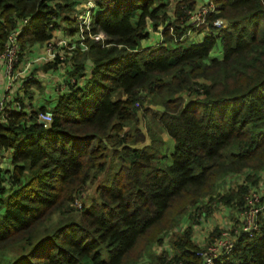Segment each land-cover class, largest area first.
Segmentation results:
<instances>
[{"label": "trees", "instance_id": "trees-1", "mask_svg": "<svg viewBox=\"0 0 264 264\" xmlns=\"http://www.w3.org/2000/svg\"><path fill=\"white\" fill-rule=\"evenodd\" d=\"M79 1L0 0V50L11 30L21 61L59 20L76 33L63 13ZM211 1L208 33L192 41L184 21L205 0H178L173 17L165 0H95L86 49L75 40L41 64L77 81L38 104L37 79L22 80L29 101L15 97L21 107L0 120V252L22 251L0 264H199L222 233L242 229L250 191L261 192L257 229L233 234L213 264H264V0ZM147 17L163 39L141 49ZM218 205L242 213L196 240Z\"/></svg>", "mask_w": 264, "mask_h": 264}, {"label": "built area", "instance_id": "built-area-1", "mask_svg": "<svg viewBox=\"0 0 264 264\" xmlns=\"http://www.w3.org/2000/svg\"><path fill=\"white\" fill-rule=\"evenodd\" d=\"M84 1V0H83ZM85 8L84 12L82 13H75L74 18L77 21V32L78 35L76 40H79V44L82 49H86V45L83 42V38L85 35V30L89 29L90 22H91V16L92 15V9H93V0H85ZM216 5L213 1L207 0L202 4H199L195 9H191L188 11V16L186 17L185 21H187L186 25L189 26H199V25H205L207 27V32L209 30V21L207 20L208 14H211L212 12H216ZM225 19L222 17H215L211 25L215 28H222L225 25ZM83 28H85L83 30ZM79 29V30H78ZM163 29V27H162ZM191 31V29H188L184 34L183 37L186 36ZM161 35V30H159ZM17 30H11L6 38V41L4 43L3 49L0 50V63H1V70L3 73V76L6 79V90H10L12 87V84L18 79V73L16 72L17 67L19 66V44L17 41ZM91 35V34H90ZM102 35V36H101ZM98 38L103 37L104 35L102 33H99L97 35H93ZM52 39L47 40L43 43L42 47H37L34 49L35 56L30 58V61H40L41 63L47 60H52L55 55L58 53L57 49L55 48V43L51 41ZM159 41H162V37H160ZM65 43V41H63ZM75 44V41H72ZM142 48L145 47L144 44H142ZM61 57H63L61 55ZM67 81L70 83H75L77 79L75 77H68L66 74V79L56 85L54 87V93L57 95L59 93L66 92L69 89V85L67 84ZM144 96V92L141 94L139 93V98L134 103L136 107L140 105L139 99ZM9 107L12 108H20V102L19 100L10 99L7 97V95H4L0 97V120L3 119L5 116H7V109ZM37 118L39 121H42V124L44 126H47L49 122L52 119V113L49 110L46 111H39L37 114ZM2 152V148L0 145V154ZM261 193V192H260ZM257 191H250L248 194H246L245 199L247 201L248 207H254L256 210L253 212V215H249V210L247 211L246 215H244V219L242 221V229L236 227L234 232L232 234H226L222 233L220 237L216 238L215 241L211 244H209L205 249H203L200 252V255L202 257V260L199 264H213L214 258L220 254H226L232 246H233V234L239 232L240 230L243 232H249L251 233L253 230L257 229V224L255 223L256 213L259 211L260 206L258 203L261 201V195ZM78 205H81L80 202H78ZM247 207V208H248Z\"/></svg>", "mask_w": 264, "mask_h": 264}, {"label": "crops", "instance_id": "crops-1", "mask_svg": "<svg viewBox=\"0 0 264 264\" xmlns=\"http://www.w3.org/2000/svg\"><path fill=\"white\" fill-rule=\"evenodd\" d=\"M165 1H166V5L164 8V11L170 17H173L174 7L178 0H165ZM74 6L75 4L71 7H73L74 9ZM140 12H141L140 10H137L135 13V16L131 20L134 21L139 16ZM63 15H66V14H63ZM65 23L66 22L64 20L60 21V26L58 28H55L52 32L53 33L52 38H54V35H58L59 33H63L64 35H67V32H66L67 26ZM147 29L150 35L147 39L144 40L143 44L146 47L154 48L157 46L156 44L158 42V37L160 36V32L158 29H154L153 26L152 27L148 26ZM206 29L207 28H205L204 26L201 28H196L194 31H190L188 34H186L185 37L192 41L200 40V38H202L204 34H206L207 32ZM42 46L43 44H41L39 47H42ZM34 56H35V52L33 49L25 58H23L22 61H20L19 66L17 67V70H16V72L18 73V76H17L18 79L12 84L11 89L8 91L6 90L7 82H6L5 77L3 76V73L1 70V63H0V97L4 95H7V97H9L10 99H15V97H22V98L24 97L25 101H29V99L26 97L27 94L23 93L22 88H21L22 86L21 82L26 77L34 78V79H37L38 81L37 84H32L30 87V92H31L30 95L32 96L30 99V102L38 103V104L46 103L49 96L56 95L54 93V87L66 79L65 68L63 66H57L55 68H49L44 72L41 71V69L38 70L37 72L34 69L37 68L39 65L41 66L42 63L40 61H30V58ZM2 161L4 164H7V160L5 158H2ZM197 228H200L199 225L197 226ZM195 233H196L195 238L198 241H201L203 237L207 234L206 231H202L201 229L195 230Z\"/></svg>", "mask_w": 264, "mask_h": 264}, {"label": "rangeland", "instance_id": "rangeland-1", "mask_svg": "<svg viewBox=\"0 0 264 264\" xmlns=\"http://www.w3.org/2000/svg\"><path fill=\"white\" fill-rule=\"evenodd\" d=\"M94 4H95V0L93 1V6H95ZM85 5H86L85 0L84 1L80 0L79 2L75 3L74 9H73V7L68 8L67 11L64 12L63 14L72 15L74 13H82V12H84ZM168 8H169V6H168ZM90 16H91V14H90ZM65 22H66L65 24H66L67 30H68L69 23L67 21H65ZM59 23H60V20H59ZM186 23H187V21H184L185 25H186ZM200 26H204L205 28H207L205 25H199L197 27L193 26L194 29L192 28L191 31H194L196 28H200ZM158 27L159 28L156 27L154 29L162 30L163 24L161 23ZM147 28H148V26H147ZM84 29L85 28H83V30ZM66 32H67V35H64L63 33H59L58 35H54V38H52V40H51L52 42L55 43V48L57 49V52H59L60 54L62 53L61 51H62L63 48H65V50L68 51V50H70L72 48L77 47L76 44H74V43L72 45V41H75L76 38H78L77 35H78L79 32L78 33H74L72 35L68 34V31H66ZM206 33H208V32H206ZM89 37L95 38V36H93V35H89ZM98 37H96V38H98ZM160 37H162V39H163V36L160 35L158 37V42H157L156 45L161 43L159 41ZM100 38H102V37H100ZM63 41H65V43ZM82 50H84V49H82ZM63 54L64 53H62V55ZM20 61H21V59H19V62ZM40 69L43 72L46 71V70H43L42 66H40V65L37 68H35L34 70L38 72V70H40ZM142 99H143V97L139 99L140 105L138 107H136V108H138V110H140L142 108V105H141V100ZM165 145H166V150L169 151L170 148H171V141L167 137L165 139ZM107 181L108 180H106L105 182H107ZM94 185H95V183L94 184H89L88 193H91V191L94 188ZM248 210H249V215L252 216L253 212L256 210V208L251 207V209H250V207H248L247 209L244 210V213L242 215H246ZM241 213L242 212H240V211H238L236 209L232 210V209H229L226 206L218 205V206H216L213 209L212 213H210L207 217H205L204 220L200 221L201 224L199 222L198 224L195 225V230L201 229L202 231H206L207 233H209L215 226H217V227H220L221 230L223 229V231H225L228 228V227H226L227 226L226 224L229 223V224H231L230 226H232L233 222H235L236 219L238 220V218H239ZM198 225H199L200 228H197ZM21 251H22V249H21L20 246L12 245V246L6 248L5 250H3L2 252H0V258H2V259L12 258V257L18 255Z\"/></svg>", "mask_w": 264, "mask_h": 264}, {"label": "water", "instance_id": "water-1", "mask_svg": "<svg viewBox=\"0 0 264 264\" xmlns=\"http://www.w3.org/2000/svg\"><path fill=\"white\" fill-rule=\"evenodd\" d=\"M205 1H207V0H205ZM146 21H147V25L149 26V27H152L153 25H152V21H151V19L150 18H146ZM41 123H42V121H40Z\"/></svg>", "mask_w": 264, "mask_h": 264}]
</instances>
